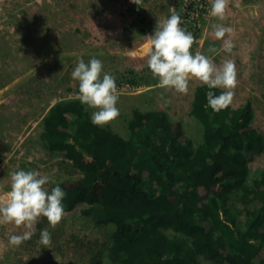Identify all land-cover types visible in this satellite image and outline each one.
I'll return each mask as SVG.
<instances>
[{"label": "rangeland", "instance_id": "374dc122", "mask_svg": "<svg viewBox=\"0 0 264 264\" xmlns=\"http://www.w3.org/2000/svg\"><path fill=\"white\" fill-rule=\"evenodd\" d=\"M181 8L180 26L195 37L192 53L211 56L217 66L225 59L235 62L237 86L230 105L237 108L251 98L253 126L264 136V0H230L224 20L210 16V0H0V198L10 190L14 171L47 174L49 193L63 179L81 177L40 139L48 109L79 94V83L72 79L78 57L86 63L101 60V75L115 78L119 116L105 125L126 138L134 109H161L199 142L201 130L190 111L193 90L202 83L191 79L187 94L162 88L146 59L128 55L129 50L140 53L157 21ZM213 24L233 29L223 38L234 44L231 53L208 51L223 44L211 35ZM96 110L90 108L91 115ZM250 168L251 173L264 168V151ZM85 207L65 212L54 228L40 217L35 234L19 247L9 238L26 229L0 224V264H111L107 249L113 227L95 225L82 215ZM43 229L51 234L47 248L39 242Z\"/></svg>", "mask_w": 264, "mask_h": 264}, {"label": "trees", "instance_id": "16d2710c", "mask_svg": "<svg viewBox=\"0 0 264 264\" xmlns=\"http://www.w3.org/2000/svg\"><path fill=\"white\" fill-rule=\"evenodd\" d=\"M208 91L224 90H193L198 143L161 109H134L126 138L94 125L77 98L44 115L45 148L82 174L58 183L64 213L84 204V217L113 227L111 264H264V168H250L264 136L253 126L251 98L213 111Z\"/></svg>", "mask_w": 264, "mask_h": 264}, {"label": "clouds", "instance_id": "9594fccd", "mask_svg": "<svg viewBox=\"0 0 264 264\" xmlns=\"http://www.w3.org/2000/svg\"><path fill=\"white\" fill-rule=\"evenodd\" d=\"M133 2L139 4L141 0ZM210 2V16L224 20L230 0ZM181 23L179 14L175 13L157 21L153 34L145 36L141 52L129 50L128 55L132 58L140 55L146 59L147 67L162 88L187 94L189 81L195 79L209 89H223L219 95L212 91L207 92V106L213 111L227 108L233 101L237 86L235 62L225 59L217 66L211 56L200 51L193 54L191 49L195 37L182 28ZM211 29V35L216 40L223 39L233 31L221 24H213ZM233 47L230 39H223L221 49L210 47L208 51L214 54H219L220 51L231 53ZM102 72V61L94 57L87 63L78 57L72 72V79L79 83L77 99L89 108L97 109L92 113L91 121L98 126H103L119 116L115 78L106 72L101 75ZM9 175L10 190L0 198V224H14L26 229L22 235L9 238L10 245L19 247L35 234L34 226L40 217L46 218L53 228L61 221L65 214L62 200L66 193L58 185L49 193L44 186L49 183L50 177L36 170H18ZM39 242L45 248L51 244V234L47 229L41 230Z\"/></svg>", "mask_w": 264, "mask_h": 264}]
</instances>
